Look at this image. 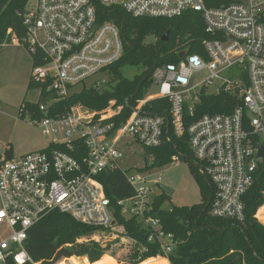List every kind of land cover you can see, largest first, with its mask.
Masks as SVG:
<instances>
[{
    "label": "built area",
    "instance_id": "1",
    "mask_svg": "<svg viewBox=\"0 0 264 264\" xmlns=\"http://www.w3.org/2000/svg\"><path fill=\"white\" fill-rule=\"evenodd\" d=\"M99 2L118 6L134 18L199 12L206 32L214 36L202 42L207 59L186 54L177 63L154 67L146 95L115 128L113 122L106 123L122 108L113 100L102 110L76 103L50 114L56 101L75 92L109 88L108 67L120 58L122 40L115 23L96 20L93 0H27L19 13L24 34L13 35L12 42L21 44L31 56L29 80L38 85L34 88L38 99L30 103L41 117L31 111L24 115L50 140L46 147L20 156L7 155L0 144V227L9 231L0 239V264H37L24 247L28 230L54 210L87 226L113 227V211L96 175L115 170L134 191L118 201L122 215L138 220L150 231L148 241L159 244L160 253L152 259L171 264L169 255L176 241L151 213L154 198L160 194L158 180L150 177L151 170L130 169L122 162L134 146L144 151L170 141L163 131L165 117L142 111L148 100H169L172 130L180 136L184 104L192 112L200 92L208 88L207 93L229 92L239 103L230 113L202 114L193 120L186 129L189 147L197 171L213 187L210 215L244 220L243 198L264 160L257 156L258 145L264 146V0H229L217 6L206 0ZM153 88L156 92L151 94ZM178 160L179 156L172 157V162ZM261 196L264 200V185ZM262 207L264 202L254 215L260 223L264 221L257 212Z\"/></svg>",
    "mask_w": 264,
    "mask_h": 264
},
{
    "label": "trees",
    "instance_id": "2",
    "mask_svg": "<svg viewBox=\"0 0 264 264\" xmlns=\"http://www.w3.org/2000/svg\"><path fill=\"white\" fill-rule=\"evenodd\" d=\"M26 2L27 0H0V44L8 42L5 37L8 28H12L18 38L23 36L24 28L19 13L24 9ZM228 2L229 0H206L208 5L216 6ZM93 3L96 8V20L113 22L120 31L122 54L108 67L112 83L108 89L101 92L90 88L83 89L56 101L50 109V114L64 112L76 103L92 110H102L113 100L115 106L122 108L106 123L113 122L115 128L127 119L137 100L146 95L154 67L179 62L178 53L182 50H186L187 55L196 53L207 59L202 42L213 39L214 36L206 32L199 12L188 10L171 18H134L118 6H104L99 0H93ZM166 32L168 38L163 41L162 37ZM126 66L136 67L139 71L133 78H125L121 69ZM36 87L38 85L29 80L28 89ZM200 93L199 102L194 105L192 112H189L188 104H184V132L180 136L173 133L169 119L170 102L167 98L150 99L142 107L144 113L165 117L163 131L170 141L155 148L145 149L144 166L139 170L161 167L171 163L174 155L179 156L180 160L187 163L201 194L197 204L164 206L169 197L162 192L154 198L151 213L160 220L162 229L172 233L176 241L175 250L169 255L171 264H264V225L258 223L254 217L256 209L264 202L261 196L264 185V160L257 168L253 186L244 195V220L238 222L211 216L209 210L213 187L207 177L197 171L186 129L202 114L230 113L239 103V99L223 90L218 93L202 90ZM45 95L42 91L43 100ZM27 111L41 117L35 104L23 100L19 106V116H24ZM96 178L109 199L114 226L121 227L123 234L135 242L128 260L120 264H139L142 261V264H166L160 258L149 259L160 253L159 244L156 241H148L150 231L142 227L135 218H125L121 213L122 208L118 201L131 197L134 193L124 175L115 170L98 174ZM100 228L110 231L111 227L105 229L87 226L75 221L68 214L54 210L28 230L24 247L37 264H56L63 258H69L68 261L72 264H114L115 259L109 256L99 260L104 254V247L99 243H76L79 237L89 238ZM81 255H87L91 263L86 258H82L81 263L78 262L75 256Z\"/></svg>",
    "mask_w": 264,
    "mask_h": 264
},
{
    "label": "rangeland",
    "instance_id": "3",
    "mask_svg": "<svg viewBox=\"0 0 264 264\" xmlns=\"http://www.w3.org/2000/svg\"><path fill=\"white\" fill-rule=\"evenodd\" d=\"M5 35L8 42L0 44V144L7 155L20 156L46 147L50 139L43 134L39 125L34 124L27 115L19 116V106L23 100L37 101V90L28 89L31 56L21 44L12 42L13 35H16L12 28H8ZM147 39L152 40V38ZM138 71L136 67L130 66L121 69L123 76L128 79L133 78ZM203 74L205 73L200 74L199 77ZM80 88L81 85L75 87L77 90ZM207 91L210 92L211 88H208ZM155 92L156 89L153 88L151 94ZM130 152L140 155L139 158L134 157ZM143 156L140 147L134 146L133 149L127 150L126 159L123 160L122 165L130 169L141 168L144 165ZM150 174L152 179L158 180V192H163L169 197L164 206H190L200 202L199 186L185 161L178 160L161 167H155L151 169ZM260 216H263L260 219L264 221V214H260ZM260 224L264 225V223ZM8 234V229L0 227V239ZM90 236L89 238L79 237L76 243L90 241L99 243L104 247V254L99 260L104 256H109L115 259L114 264L127 261L135 245L133 240L123 234V230L119 226L111 227L110 231L100 228ZM75 258L80 263L82 258H86L90 262L87 255L75 256ZM68 259H60L56 264H72Z\"/></svg>",
    "mask_w": 264,
    "mask_h": 264
},
{
    "label": "water",
    "instance_id": "4",
    "mask_svg": "<svg viewBox=\"0 0 264 264\" xmlns=\"http://www.w3.org/2000/svg\"><path fill=\"white\" fill-rule=\"evenodd\" d=\"M96 27V25L93 26V29ZM168 38V32L165 33V35L162 37L163 41H166ZM187 54L186 50H182L178 53V57L182 59L185 55ZM258 157H263L264 156V146L263 145H258Z\"/></svg>",
    "mask_w": 264,
    "mask_h": 264
},
{
    "label": "bare ground",
    "instance_id": "5",
    "mask_svg": "<svg viewBox=\"0 0 264 264\" xmlns=\"http://www.w3.org/2000/svg\"><path fill=\"white\" fill-rule=\"evenodd\" d=\"M257 214H258L257 216L259 217V219L260 218H263V216H260V214H264V207H262L260 210H258V213Z\"/></svg>",
    "mask_w": 264,
    "mask_h": 264
},
{
    "label": "crops",
    "instance_id": "6",
    "mask_svg": "<svg viewBox=\"0 0 264 264\" xmlns=\"http://www.w3.org/2000/svg\"><path fill=\"white\" fill-rule=\"evenodd\" d=\"M30 74V73H29ZM258 215V214H257Z\"/></svg>",
    "mask_w": 264,
    "mask_h": 264
}]
</instances>
